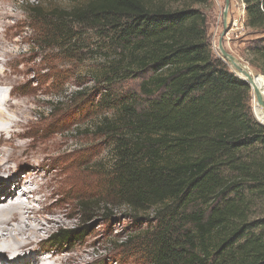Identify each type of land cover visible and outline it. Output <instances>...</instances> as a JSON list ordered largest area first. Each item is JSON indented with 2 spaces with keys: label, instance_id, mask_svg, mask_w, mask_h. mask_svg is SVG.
<instances>
[{
  "label": "trees",
  "instance_id": "obj_1",
  "mask_svg": "<svg viewBox=\"0 0 264 264\" xmlns=\"http://www.w3.org/2000/svg\"><path fill=\"white\" fill-rule=\"evenodd\" d=\"M243 1L247 26L261 33L247 60L264 76V0ZM208 2L55 7L45 16L49 34L36 41L67 46L81 27L109 50L97 75L109 93L97 106L113 113L96 128L112 141L109 183L119 202L152 214L142 235L149 264H264V124L249 83L213 51ZM125 82L135 85L111 97ZM83 238L61 230L48 245Z\"/></svg>",
  "mask_w": 264,
  "mask_h": 264
},
{
  "label": "rangeland",
  "instance_id": "obj_2",
  "mask_svg": "<svg viewBox=\"0 0 264 264\" xmlns=\"http://www.w3.org/2000/svg\"><path fill=\"white\" fill-rule=\"evenodd\" d=\"M86 2L0 0V90L7 93L14 87L11 98L15 103L18 101L5 109V118L11 119L5 124L26 128L20 148L27 146L41 155L40 159H47L43 175L45 194L51 195L49 208L61 211L60 214L46 212L33 221L40 226V218L46 223L45 217L59 216L49 230H41L34 246L40 250L37 251L40 258L46 252L69 256L67 264H149L142 235L152 225L147 220L152 214L131 211L119 202L109 183L114 159L112 141L96 128L103 116L113 113L97 106L105 92L109 93L104 90L108 85L97 81L98 68L104 63L103 54L109 50L102 48L103 42L94 30L81 27H76L80 32L79 42L75 39L67 46L52 47L36 44L49 34L45 16L53 8L69 10ZM224 9L225 0H211L205 8L213 51L221 58L219 38L224 29ZM247 19L245 2L231 0L225 44L233 55L249 65L264 91V76L250 65L247 59L252 56L246 50L250 41L261 33L247 26ZM134 85L116 83L111 97L119 99L123 91ZM252 102L254 112L258 106L255 97ZM12 149L6 145L3 155ZM30 170V167L21 169L17 177L21 182L12 189L15 194L30 180L26 174ZM35 177L42 180V175L33 174ZM33 204L42 206L36 201ZM75 229L83 230V240H71L63 246L48 245L53 234ZM28 234L31 239H37L34 234ZM24 237L19 236L21 240Z\"/></svg>",
  "mask_w": 264,
  "mask_h": 264
},
{
  "label": "bare ground",
  "instance_id": "obj_3",
  "mask_svg": "<svg viewBox=\"0 0 264 264\" xmlns=\"http://www.w3.org/2000/svg\"><path fill=\"white\" fill-rule=\"evenodd\" d=\"M239 74L245 78L243 73ZM251 76H253L252 72ZM252 88L253 90L257 88L264 97L263 88L254 77ZM10 89L7 93L0 90V189L5 187L4 191H0V194H3V197H0V264H67L70 260L69 256H61L58 253L51 254L52 252L47 254L46 252V256L40 258L39 252H37L40 250L34 246L38 241V236H41V230H49L50 225L59 216L57 218L45 217L46 223L40 218V226L33 224V221H37L39 216H45L46 212L60 214L61 211L49 208L48 201L51 195L45 194L46 184L43 175L44 167L48 163L47 159L45 157L40 159L41 155H36L27 146L20 148V141L27 134L26 128L5 124L11 119L5 118L4 112L18 103V101L15 103L11 98L15 88L10 87ZM255 114L258 118L259 116L264 118V110L260 105L255 107ZM6 145L12 146L13 149L8 155H3ZM49 165L51 166V164ZM23 167H30V172L26 173L30 180L23 184L26 188L20 186L18 191H21L19 194H15L16 192L12 189L21 182V178L17 177L21 175ZM33 174L42 175V180H36L37 177L33 178ZM12 184L14 185L11 187ZM27 196L32 199H26ZM13 198L16 200L12 201ZM33 201L42 206L37 207ZM28 232L37 236V239H31ZM20 235L25 237L21 240ZM12 243L14 244L12 245Z\"/></svg>",
  "mask_w": 264,
  "mask_h": 264
},
{
  "label": "water",
  "instance_id": "obj_4",
  "mask_svg": "<svg viewBox=\"0 0 264 264\" xmlns=\"http://www.w3.org/2000/svg\"><path fill=\"white\" fill-rule=\"evenodd\" d=\"M231 6V0H225V9H224V15H223V24H224V29L223 32L219 38V49L222 54V59L229 65L231 70L238 76V73H243L245 75V78L240 77L241 79L245 80L246 82L249 83L252 89V97L254 100V97L256 99V102L262 109L264 110V97L261 95L259 90L255 88L253 90L252 88V81H253V76H251V71L250 67L248 64L242 62L238 57L233 55L231 52H229L225 48V37L227 36V33L229 31V27H227V19H228V13L230 10ZM264 78V77H263ZM256 118L258 119L257 115L255 114ZM261 123L264 124V119L260 120L258 119Z\"/></svg>",
  "mask_w": 264,
  "mask_h": 264
},
{
  "label": "crops",
  "instance_id": "obj_5",
  "mask_svg": "<svg viewBox=\"0 0 264 264\" xmlns=\"http://www.w3.org/2000/svg\"><path fill=\"white\" fill-rule=\"evenodd\" d=\"M225 44V43H224ZM225 48L228 50V48L226 47V44H225ZM229 51V50H228ZM230 52V51H229Z\"/></svg>",
  "mask_w": 264,
  "mask_h": 264
},
{
  "label": "built area",
  "instance_id": "obj_6",
  "mask_svg": "<svg viewBox=\"0 0 264 264\" xmlns=\"http://www.w3.org/2000/svg\"><path fill=\"white\" fill-rule=\"evenodd\" d=\"M227 37V36H226Z\"/></svg>",
  "mask_w": 264,
  "mask_h": 264
}]
</instances>
